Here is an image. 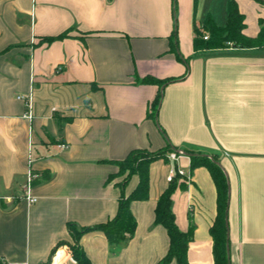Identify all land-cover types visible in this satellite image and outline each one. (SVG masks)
I'll list each match as a JSON object with an SVG mask.
<instances>
[{
	"label": "crops",
	"instance_id": "crops-1",
	"mask_svg": "<svg viewBox=\"0 0 264 264\" xmlns=\"http://www.w3.org/2000/svg\"><path fill=\"white\" fill-rule=\"evenodd\" d=\"M214 1L207 14L224 25L228 0ZM234 1L255 37L264 4ZM203 2L175 0L174 14L173 0H0V264H77L58 245L71 241L68 223L114 216L138 182L113 175L117 162L166 148L177 159L151 161L147 198L129 204L132 236L113 248L100 230L80 235L90 263L165 256L154 207L178 167L171 210L179 230L194 226L187 264H213L217 190L206 167L191 169L197 154L227 178L229 264H264V45L195 51ZM147 76L157 82L139 81Z\"/></svg>",
	"mask_w": 264,
	"mask_h": 264
},
{
	"label": "trees",
	"instance_id": "trees-1",
	"mask_svg": "<svg viewBox=\"0 0 264 264\" xmlns=\"http://www.w3.org/2000/svg\"><path fill=\"white\" fill-rule=\"evenodd\" d=\"M264 4V0H257ZM196 3V0H195ZM176 4L173 0V12L175 14ZM175 22L173 32L175 30ZM259 32L255 37H248L244 34L245 28L244 15L239 12L234 0H228L226 6V21L224 25H217L210 14H207L200 27H194L193 48L195 51L224 48L227 44H234L240 47H253L264 45V20L259 23ZM207 35L204 39L203 36ZM68 36L67 32H62L57 36H48L44 38L47 43L55 39ZM140 82H157L150 76L139 80ZM162 82L159 81V84ZM160 92L157 93L152 102L156 109L159 103ZM165 150L157 152H146V159H138L139 155L129 154L117 163L124 171L129 174L136 173L138 182L134 189L127 195H121L118 201L117 211L114 216L107 221L93 225L91 227H76L68 223V229L71 240L75 244L74 260L77 264H91L85 256L83 249L79 245V237L82 233L89 230L102 231L110 246L115 248L127 241L136 228V222L129 213V204L131 201L144 200L148 196V165L151 161L165 157ZM216 158H208L204 155H191V169L197 166H204L208 169L217 190V213L209 233L213 239V264H229L228 252V228H227V201H228V182ZM176 187V181L173 180L167 188L160 194L154 207V223L161 224L167 232L169 238V247L165 256L157 264H167L171 259H175L177 264H187V247L192 239L194 226L190 223L187 231H181L177 228L174 220V214L171 210V194ZM67 244L61 242L58 245ZM73 248V247H72Z\"/></svg>",
	"mask_w": 264,
	"mask_h": 264
},
{
	"label": "rangeland",
	"instance_id": "rangeland-1",
	"mask_svg": "<svg viewBox=\"0 0 264 264\" xmlns=\"http://www.w3.org/2000/svg\"><path fill=\"white\" fill-rule=\"evenodd\" d=\"M203 4H204V6L207 8V10H204L203 11V13L204 14H201V12L200 11H198V17L201 19L202 17H204L203 15H206L207 13H208V10H209V5L211 6H214V7H216V1H214V0H204V2H203ZM213 7V8H214ZM217 15H219V14H217ZM225 16H226V14L225 13H223L222 14V20H221V23H224V19H225ZM133 154H136L137 156L139 155V157H137L138 159H146V156H147V154H146V151H142V150H137V151H135ZM113 175H118V176H122L123 175V178H122V180H125L126 179V177H127V175H128V172L127 171H124L123 169H121V167L119 166V164H118V166H117V171H116V173L115 174H113ZM64 246H66L67 247V249L69 250V252H70V256H71V258H72V260L74 261V262H76L75 260H74V248H75V244H74V242L71 240L70 242H67V244H64ZM73 247V248H72Z\"/></svg>",
	"mask_w": 264,
	"mask_h": 264
},
{
	"label": "built area",
	"instance_id": "built-area-1",
	"mask_svg": "<svg viewBox=\"0 0 264 264\" xmlns=\"http://www.w3.org/2000/svg\"><path fill=\"white\" fill-rule=\"evenodd\" d=\"M204 39L207 38V35L203 36ZM18 98H20V96H18ZM25 116H27L28 118L31 117V113L30 111H28ZM166 158L170 161H175L177 159V154L173 151H170L168 153H166ZM185 176V171L182 168H178V167H171L169 170V173L166 176V180L168 183L172 182L173 180H175L176 177H184ZM26 200L30 203L35 202L36 198L33 196H30L29 194H26Z\"/></svg>",
	"mask_w": 264,
	"mask_h": 264
}]
</instances>
